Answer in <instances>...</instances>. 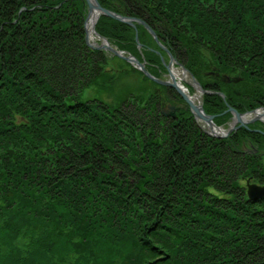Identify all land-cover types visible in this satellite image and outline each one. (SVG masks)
<instances>
[{
  "label": "trees",
  "instance_id": "1",
  "mask_svg": "<svg viewBox=\"0 0 264 264\" xmlns=\"http://www.w3.org/2000/svg\"><path fill=\"white\" fill-rule=\"evenodd\" d=\"M99 2L179 34L185 67L239 112L264 107V0ZM87 13L85 0H0V264H264V198L247 194L264 186V156L243 149L264 135L214 139L193 117L165 118L144 74L147 96L82 98L108 61L86 44ZM96 29L159 62L127 24ZM212 67L241 80L212 81ZM227 103L204 97L210 115Z\"/></svg>",
  "mask_w": 264,
  "mask_h": 264
},
{
  "label": "flooded vegetation",
  "instance_id": "2",
  "mask_svg": "<svg viewBox=\"0 0 264 264\" xmlns=\"http://www.w3.org/2000/svg\"><path fill=\"white\" fill-rule=\"evenodd\" d=\"M122 11L125 12L124 9ZM124 16H127V15H124ZM127 17H129V16H127ZM131 18H134V17H131ZM147 18L151 22V26H153V28H154L153 30H155V33L158 37V41L153 38V36L149 32V30L144 25L136 24V29L133 27L132 28L135 30V34H136L135 35V41L137 43V49L139 50V53L144 55L145 50H149L151 53L152 52L155 53L159 58V62L154 58H151L148 62L145 60L144 57H143V61L137 57L138 60L141 63H145L146 69H147V67L149 69L154 70V71L158 70V68L163 69V75H161V78L163 76L165 81L169 82V84H170L164 88H160V87L156 88V91L158 93V99H159V102H158L159 110H160L162 116H164L165 118H172L173 120H176V121L182 120L184 118H190V117H192L190 107L186 104L184 97L172 85L174 82L171 78V75H170L171 73L169 71V69H171L174 74H175L177 68H181L183 71L184 70L189 71L185 67V65H187V63H189V49L184 44V40H181V38L179 37V34L178 35L173 34L174 32L172 30H169L167 26L155 21V18H150V17H147ZM156 19H158V18H156ZM140 20H142V19H140ZM144 22L147 24V21H144ZM139 26L144 27L150 33L152 39L155 41V44H152L151 42L149 43V41H146L144 43L140 42ZM137 36H138V40H137ZM186 75H188V74L187 73H185L183 75H182V73L180 74L181 77L186 76ZM206 75L212 81H217V80L223 79L225 76L226 78L224 79V81L227 84H231V85L237 84L238 82H236V81L238 79H240L239 77H236V75H232V76L226 75V74L223 75V74L219 73L217 71V69L214 67H212L211 70H209L206 73ZM177 79H178V82L177 81L176 82H177L178 86H179V84H183V87L185 88V86L187 85L189 87V88L187 87L189 89L188 96L189 97L191 96L194 99V101L196 103H198L200 101L199 98L202 96L201 92L197 88L191 87L190 84H188V80L185 83L183 80L180 81L181 78H177ZM182 79H184V78H182ZM227 79H229V82H227ZM198 82L200 83V81H198ZM200 85L203 89H205L203 87L204 85L202 83H200ZM159 92H160V94H159ZM214 92H217V91H214ZM205 96H203V99ZM224 100L227 103V98H225ZM229 107H233V106H231L230 104L227 103V108L221 114L215 115L216 118H217V116H220V115L229 114L227 112ZM233 108H235V107H233ZM260 108H262V107H260ZM260 108H258V109H260ZM204 109H205V107H204ZM254 110H256V109H254ZM250 111H253V110H250ZM250 111H247V112H250ZM244 113H246V112H244ZM165 114H168L169 116H166ZM230 118H231V116L228 118V121H226V123L224 125H222L224 128L229 127ZM197 125L200 127V125L198 123H197ZM242 128H246V127H242ZM248 128H251L250 130L253 133H261L264 135V124L262 122H255V123L248 124ZM249 140L250 139H247V143L243 144V149L247 153H250V154H255V153L257 154L258 153V155H264V147L261 148V144H260V143L264 144V140H262L260 138H257V139L254 138V140L257 142L256 143L257 146L259 145L258 146L259 148L256 147L254 144L252 145L249 142ZM256 149H258V151Z\"/></svg>",
  "mask_w": 264,
  "mask_h": 264
},
{
  "label": "water",
  "instance_id": "3",
  "mask_svg": "<svg viewBox=\"0 0 264 264\" xmlns=\"http://www.w3.org/2000/svg\"><path fill=\"white\" fill-rule=\"evenodd\" d=\"M85 1L88 5V13L84 22V28L86 32L85 41L87 46H89L91 49L94 50H100L109 53L112 57H118L120 59L127 61L128 63H130L135 68L139 69L144 75H146L148 78H150L159 85H163V86L170 85L169 82L163 81L162 79L156 78L153 75H151L145 68V63H141L135 56H133L130 53H125L124 51H121L117 47L112 45L111 42L106 37H103L100 35V33H98L96 26L102 16L115 19L135 29H136V24H142L149 30V32L154 37V39L158 41V37L152 28H150L144 21L138 18L127 17L120 13L114 12L112 10L103 7L100 4L99 0H85ZM93 38H98L100 41L92 42ZM137 40H138V36H137ZM169 71L171 73L170 74L171 78H174L176 80V77L173 74L172 70L169 69ZM185 71L188 72L187 70ZM189 74H190V81L188 82V84H190V86L193 88H197L202 94V96L199 98L200 101L198 103H196L191 96L189 97L188 93H186L180 86H178L177 82L173 81L174 83L172 85L184 97L186 104L190 107L192 116L194 117L195 121L200 125L203 132L207 134L209 137L214 139H225L229 137L233 132H237L242 127L248 128V124L255 122H262L264 124V107L246 113H240L235 108L229 107L227 111L228 113L231 114L229 127L224 128L223 126H219L215 122L216 116L210 115L205 111L203 96L217 94L225 99L226 95L222 92H214L203 89L200 83L198 82V80L194 77V75L191 73ZM240 80L241 79H238L236 82H239ZM227 82H229V79H227ZM165 115L169 116L168 114ZM247 194L250 199H254V200L264 198V186L248 183Z\"/></svg>",
  "mask_w": 264,
  "mask_h": 264
},
{
  "label": "rangeland",
  "instance_id": "4",
  "mask_svg": "<svg viewBox=\"0 0 264 264\" xmlns=\"http://www.w3.org/2000/svg\"><path fill=\"white\" fill-rule=\"evenodd\" d=\"M100 40L98 38H93L92 42H99ZM108 53V61L105 65V78L100 79L97 82L92 81L88 89H86L83 93L82 98L85 99H103L104 101L112 104L117 105L121 98L126 96H143L153 93L155 89L148 88L150 85L147 83L144 79L143 73L132 66L131 64L127 63L123 59H120L118 57H112ZM137 57V56H136ZM177 72L180 74H185V71H183L181 68L176 69ZM163 75V71H162ZM180 81L188 82L190 81V76L186 75L181 77ZM184 78V79H182ZM163 81L165 79L162 76ZM157 84V83H156ZM159 85V84H158ZM160 88H164L166 86L159 85ZM159 88V89H160ZM151 93V94H152ZM158 94V93H156ZM160 94V92H159ZM222 126V125H221ZM249 142L253 145L257 146V142L253 139V141L249 140ZM261 147L264 145L262 143ZM259 148V147H258ZM258 151V149H256ZM264 156V155H263ZM251 183V182H249ZM255 184V183H251Z\"/></svg>",
  "mask_w": 264,
  "mask_h": 264
},
{
  "label": "bare ground",
  "instance_id": "5",
  "mask_svg": "<svg viewBox=\"0 0 264 264\" xmlns=\"http://www.w3.org/2000/svg\"><path fill=\"white\" fill-rule=\"evenodd\" d=\"M98 51H100V50H98ZM175 76H176V78H179L180 77V73L179 72H175V74H174ZM172 80L173 81H175L176 82V80L174 79V78H172ZM193 117V116H192ZM194 118V117H193ZM195 120V119H194Z\"/></svg>",
  "mask_w": 264,
  "mask_h": 264
}]
</instances>
